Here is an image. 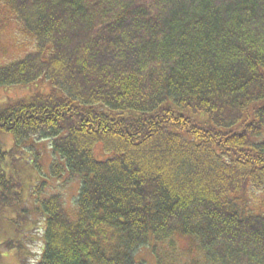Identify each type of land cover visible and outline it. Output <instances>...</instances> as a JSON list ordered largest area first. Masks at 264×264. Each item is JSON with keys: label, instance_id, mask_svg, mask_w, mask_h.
<instances>
[{"label": "trees", "instance_id": "16d2710c", "mask_svg": "<svg viewBox=\"0 0 264 264\" xmlns=\"http://www.w3.org/2000/svg\"><path fill=\"white\" fill-rule=\"evenodd\" d=\"M0 4L36 45L0 65V88H36L0 105V208L42 216L36 264H147L145 247L155 264H264V212L245 202L264 189V0ZM41 139L53 157L33 206L20 163L40 162ZM52 180L77 182L74 208Z\"/></svg>", "mask_w": 264, "mask_h": 264}, {"label": "rangeland", "instance_id": "374dc122", "mask_svg": "<svg viewBox=\"0 0 264 264\" xmlns=\"http://www.w3.org/2000/svg\"><path fill=\"white\" fill-rule=\"evenodd\" d=\"M1 5V4H0ZM96 6V5H95ZM1 7V6H0ZM0 11V65L8 64L15 59H20L25 57L27 53L33 52L36 50V45L34 44L33 39L28 36L24 31H22L21 26L17 23L16 19L10 15V13L1 8ZM130 24L129 21H127ZM121 36V33L117 34L114 41L118 40ZM127 36L131 37V30L127 31ZM122 37V39H124ZM121 39V40H122ZM120 40V41H121ZM117 41L115 42V44ZM99 48L103 51L108 50V48H104L105 44L100 42L98 43ZM107 45H109L107 43ZM112 50L111 46L109 45ZM102 51V52H103ZM121 51V50H120ZM106 52V51H105ZM112 53H100L98 58H96V66L102 73L106 72L108 75H112L115 72H120L117 68H114L113 65L115 63L109 62L112 59ZM128 59V58H127ZM126 65L127 68H131ZM116 67V66H115ZM123 68V67H122ZM111 71V72H109ZM108 80V79H106ZM44 84V83H43ZM40 90L48 91L50 90V86L45 83V85H41ZM35 85H15L10 87H1L0 88V105L5 103L8 100L17 99L20 97L29 96L35 91ZM7 147H11L13 144V136H6ZM40 140V139H34ZM40 145V146H39ZM49 141L42 140L38 143L39 149L38 154L40 156V162H36V155L33 157H27L23 160L20 165L26 168L23 175L21 176L26 179L25 182V194H27L28 203L34 206V203L37 202L36 195L32 193V191H37L38 184L41 183L43 174L47 176L50 172V163L53 157V153L49 147ZM165 152L173 153V150L164 149ZM29 156V155H28ZM101 157V156H100ZM28 161V163L26 162ZM37 163V164H36ZM38 164L41 165L43 169L41 171L38 170ZM176 167L175 165H173ZM206 169V173L211 176L210 169ZM193 175H196L195 170L191 172ZM47 179V178H46ZM51 186H48L49 192H60L63 194L65 202L69 208H74V196L77 192V182L69 183L68 185H60L54 184L53 180L51 182ZM204 193V192H203ZM32 194V195H31ZM244 197V195H243ZM245 202L252 207L257 212H264V189L258 190L256 188H252L245 196ZM37 205V203H36ZM35 205V207H36ZM202 211V210H201ZM11 212V217L8 216ZM17 213H20L19 210L15 207L12 208H0V264H35L32 261L34 256L33 249L39 250V246L41 245V236L42 229L44 231L45 226H43V219L39 213H33V216H30V219H35V225H31L28 220L24 221L23 219L17 218ZM31 226V227H30ZM43 227V228H42ZM29 229L32 230L31 241L32 248L29 245ZM35 237V238H34ZM37 239V240H36ZM14 241L16 243V249H7L6 242ZM177 246L174 251L175 254L181 256L180 259L187 260L195 257L196 252H192V249L195 248V245L192 241L188 242L186 238H177ZM41 251V249H40ZM139 257L146 260L147 264H155V256L152 253L149 247H145L142 250H139Z\"/></svg>", "mask_w": 264, "mask_h": 264}]
</instances>
